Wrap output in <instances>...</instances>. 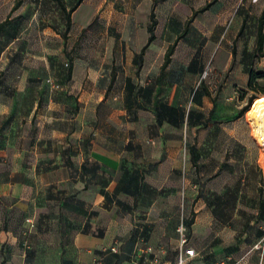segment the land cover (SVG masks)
<instances>
[{
  "label": "rangeland",
  "instance_id": "obj_1",
  "mask_svg": "<svg viewBox=\"0 0 264 264\" xmlns=\"http://www.w3.org/2000/svg\"><path fill=\"white\" fill-rule=\"evenodd\" d=\"M76 1L0 0V72L32 69L41 88H52L50 79L55 87L81 88L90 103L101 100L98 135L124 151L121 169L113 176L103 170V180L122 187L138 169L147 186L132 218L116 209L103 214V245L91 255L83 250L89 241L70 245L77 233L61 240L52 227L38 239L16 215L9 225L19 231L16 262L27 255L44 264H114L121 257L128 264H178L195 250L188 264H263L264 150L248 115L253 103L241 111L253 95L264 98V78L249 84L251 71L264 72V46L255 54L264 0H216L194 17L214 0H169L139 70L131 58L147 41L154 0H83L67 29L62 6ZM163 105L178 109L183 127L158 123ZM109 193L134 204L133 196ZM1 222L3 228V216ZM132 227L129 254L131 242L121 236Z\"/></svg>",
  "mask_w": 264,
  "mask_h": 264
},
{
  "label": "crops",
  "instance_id": "obj_2",
  "mask_svg": "<svg viewBox=\"0 0 264 264\" xmlns=\"http://www.w3.org/2000/svg\"><path fill=\"white\" fill-rule=\"evenodd\" d=\"M168 1H159L155 5L158 22L156 38L145 51L144 62L157 40L159 9ZM151 10L152 7L147 27ZM148 37L141 49L132 55L134 63L136 58L139 59L138 54L147 44ZM1 69L0 223L3 216L4 226L0 228V252L3 247L10 248V251L5 254L6 259L0 260V264H44L27 258V255L22 262H16L17 252L13 249L19 231L9 226L16 224V215L21 225L27 223L29 227L31 224L27 221L33 222L38 239L50 236L47 230L54 227L61 240L68 239L69 232L77 233L76 241L70 244L73 248L79 249V240L80 244L89 241L92 246L83 248L84 254L97 252L104 240L103 235L97 233L104 213L116 209L122 217L128 215L132 218L138 206L136 201L139 204L147 186L143 182L142 170L135 169L140 195L134 198L133 205L121 201L122 196L116 194L114 197L109 192L116 190L124 194L127 183L122 187H113L111 181L103 180V170L106 171L105 175L117 174L124 162L121 157L124 151L120 153V149L112 143V138H105L104 141L98 135L102 101L90 103L86 91L81 88L77 91L69 87L41 88L37 85V76L32 69L18 74ZM5 75H8L7 78ZM70 75L68 72V77ZM128 147L129 141L124 150ZM133 231L132 227L121 238L132 242ZM43 246L38 245L40 248ZM128 247L130 254L134 246L131 248L129 243ZM195 254L196 257L191 259L197 258L196 251ZM28 255L33 256L32 253ZM114 264H119L118 260ZM120 264H128V259Z\"/></svg>",
  "mask_w": 264,
  "mask_h": 264
},
{
  "label": "trees",
  "instance_id": "obj_3",
  "mask_svg": "<svg viewBox=\"0 0 264 264\" xmlns=\"http://www.w3.org/2000/svg\"><path fill=\"white\" fill-rule=\"evenodd\" d=\"M83 0H77L76 3L71 6L70 8H67L66 5L62 6L63 11L65 12V17H66V22H67V29L71 26V15L72 13L79 7V5L82 3ZM157 1H165V0H154L153 1V5H152V10H151V14H150V23L147 27L148 33H149V37H148V42L147 44L142 48L140 54H138V58H136L135 63L137 64L138 70L141 68V64L143 62V55L145 54V51L147 50V48L149 47V45L155 40L156 35H155V29L157 26V19H156V14H155V5L157 3ZM216 0H214L213 2H210L209 4H207L205 7H203L200 10H197L193 13V16L196 15L198 12H203L206 11L207 9H209V7H211V5H213V3H215ZM6 25V20L0 23V34L3 32V28ZM244 27V23L239 31V35L241 34L242 30ZM264 46V8H263V12L261 14V16L259 17V21H258V28H257V45L255 48V54L258 56L259 52L263 49ZM175 48V43L171 44L168 47V50L166 52V60L165 63L162 66V69H164L168 63L170 62V57L174 51ZM69 72L71 73V70H69ZM259 78H264V72L262 71H258V72H250V81L249 84L251 85L255 80L259 79ZM113 79V78H112ZM128 83H129V89H132V85H131V80L128 79ZM256 99L255 95H253V97H251V99L249 100V104H248V108L246 107L245 109H243L241 111V115H244L245 113H247L249 111V108L251 106V104L253 103V101ZM190 118H193V112L189 114ZM157 121L159 124H162L163 122H167L169 124H171L172 126L175 127H183L184 125V116L179 114V111L177 108L175 107H169V106H161L158 108L157 111ZM138 177L137 176H133L131 177L128 182H127V187L125 188V194L133 196L134 198H137V196L140 195V193L138 192ZM135 185V186H133ZM194 221L193 219H191L188 224L187 227L189 230H191V227L193 226ZM135 231L133 232V237H135ZM260 236L263 235V232H259ZM134 241L131 242V248L134 246ZM131 250V249H130ZM126 261V257H121L120 260L118 261L119 264Z\"/></svg>",
  "mask_w": 264,
  "mask_h": 264
},
{
  "label": "bare ground",
  "instance_id": "obj_4",
  "mask_svg": "<svg viewBox=\"0 0 264 264\" xmlns=\"http://www.w3.org/2000/svg\"><path fill=\"white\" fill-rule=\"evenodd\" d=\"M248 115L254 126L255 135L264 150V98L253 102Z\"/></svg>",
  "mask_w": 264,
  "mask_h": 264
},
{
  "label": "built area",
  "instance_id": "obj_5",
  "mask_svg": "<svg viewBox=\"0 0 264 264\" xmlns=\"http://www.w3.org/2000/svg\"><path fill=\"white\" fill-rule=\"evenodd\" d=\"M48 82L50 83V85H52V88H58V86H56V87L54 86L52 80L49 79ZM27 222L31 225L33 224V222L31 220H28ZM184 243H185V241H184ZM112 250H113V252H117L115 248H113ZM194 257H196L195 251L194 250H187L185 252V257L181 256L178 264H188V259H191Z\"/></svg>",
  "mask_w": 264,
  "mask_h": 264
}]
</instances>
